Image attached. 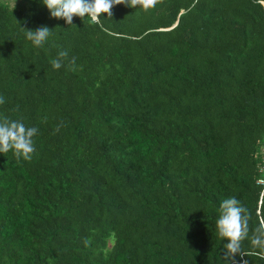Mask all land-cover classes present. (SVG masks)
<instances>
[{"label": "trees", "instance_id": "trees-1", "mask_svg": "<svg viewBox=\"0 0 264 264\" xmlns=\"http://www.w3.org/2000/svg\"><path fill=\"white\" fill-rule=\"evenodd\" d=\"M19 6L0 0V118L38 134L31 160L0 153V264H224L219 204L264 222V0L115 5L100 25ZM42 25L36 48L20 27Z\"/></svg>", "mask_w": 264, "mask_h": 264}, {"label": "clouds", "instance_id": "clouds-1", "mask_svg": "<svg viewBox=\"0 0 264 264\" xmlns=\"http://www.w3.org/2000/svg\"><path fill=\"white\" fill-rule=\"evenodd\" d=\"M41 3L48 10L50 18L63 19L67 25H72L74 16L81 19L87 17L90 22L100 25L101 15L111 18L115 5L130 8L141 6L148 10L154 8L160 0H41ZM20 28L25 38L36 48L43 47L52 35V29L43 25L34 30ZM64 60L74 65L76 58L69 59L66 50L60 51L58 57L51 61L53 69H60ZM3 103L0 97V104ZM37 134V128L28 127L20 120L0 118V153L11 151L16 159L31 160L35 152L33 137ZM250 219L249 210L235 197L226 198L219 204L215 227L218 238L227 241L222 249L224 264H238L237 257H240L239 264H248L243 259L247 254L243 248L245 240L249 241L253 249L258 250V255L264 257V222L251 229Z\"/></svg>", "mask_w": 264, "mask_h": 264}, {"label": "built area", "instance_id": "built-area-1", "mask_svg": "<svg viewBox=\"0 0 264 264\" xmlns=\"http://www.w3.org/2000/svg\"><path fill=\"white\" fill-rule=\"evenodd\" d=\"M260 176L256 179V183L264 190V151L261 152L260 163L258 165Z\"/></svg>", "mask_w": 264, "mask_h": 264}, {"label": "rangeland", "instance_id": "rangeland-1", "mask_svg": "<svg viewBox=\"0 0 264 264\" xmlns=\"http://www.w3.org/2000/svg\"><path fill=\"white\" fill-rule=\"evenodd\" d=\"M3 1L4 2H7L10 5H17V6H19L20 4H23V3L27 2L28 0H3Z\"/></svg>", "mask_w": 264, "mask_h": 264}]
</instances>
